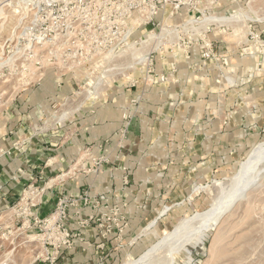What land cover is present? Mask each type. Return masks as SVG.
<instances>
[{
    "label": "rangeland",
    "instance_id": "374dc122",
    "mask_svg": "<svg viewBox=\"0 0 264 264\" xmlns=\"http://www.w3.org/2000/svg\"><path fill=\"white\" fill-rule=\"evenodd\" d=\"M190 13L161 12L147 23L132 0H0L7 75L0 81V136L25 95L41 101V115L30 121L39 132L73 126L87 107L136 93L117 130L120 147L140 126L153 86H162L156 96L169 116L181 117L186 134L194 122L207 130L209 112L215 129L223 128L240 104L254 118L244 127L248 148L205 137L193 156L194 136L186 139L185 164L155 170L138 188L152 196L137 204L131 223L117 207L89 216L98 241L68 226L72 207L82 210L75 199L58 226L57 210L33 216L40 197L25 188L0 209V264H55L65 246L82 241L99 248L90 252L91 264H264V115L257 118L264 105V0L207 1ZM103 158L95 166L109 163Z\"/></svg>",
    "mask_w": 264,
    "mask_h": 264
},
{
    "label": "crops",
    "instance_id": "0c3cea01",
    "mask_svg": "<svg viewBox=\"0 0 264 264\" xmlns=\"http://www.w3.org/2000/svg\"><path fill=\"white\" fill-rule=\"evenodd\" d=\"M167 68L163 72H169ZM183 69L178 68L177 73H184ZM161 88H151L140 126L130 128L128 140L122 147L117 144V130L122 124V114L128 107L129 99L136 93H126L122 98H112L110 103L87 107L73 126L63 129L51 127L39 132L32 129L30 121L33 116L41 115V101L37 104L25 95L16 105L15 120L10 122V126L6 125L5 132L0 136V150L5 152H0V209L14 204L28 187L40 197L32 208L33 216L40 219L54 212L57 202L66 196L75 199V206L82 209L77 214L74 213L76 207H72L67 218L68 226L74 225L75 229L79 226L84 237L93 232L96 239L91 240H99L86 221L89 216L98 215L97 212L104 214L108 208L117 207L125 212L131 223L130 218L138 212L137 204L148 202L152 196L151 190L139 193L138 188L154 178L155 170L163 174L175 168L178 170L179 165L185 164L184 156L188 151L185 142L192 135L194 144H197L193 156L195 152L199 153L198 144L205 137L209 140H235L240 150L249 147L248 131L244 127L254 118L243 104L238 106L236 114H230L223 128L215 129L216 120L213 122V114L209 112L211 120L207 130H198L194 122L193 131L191 129L186 134L181 117L169 116L166 113L169 108L156 96ZM260 105L262 114L257 113V118L264 115V105ZM30 109L34 110L31 115ZM82 155L85 156L80 160ZM105 155L109 156V163L101 166V171H96L95 157ZM77 163L73 173L58 178ZM52 180L51 185H47ZM93 202L101 204L99 211L89 205ZM98 249L83 241L65 246L62 253L56 256L58 261L55 264H91L94 257L90 252L98 253Z\"/></svg>",
    "mask_w": 264,
    "mask_h": 264
},
{
    "label": "built area",
    "instance_id": "2783aa9c",
    "mask_svg": "<svg viewBox=\"0 0 264 264\" xmlns=\"http://www.w3.org/2000/svg\"><path fill=\"white\" fill-rule=\"evenodd\" d=\"M207 1H215V0H132L133 6H137L141 12L146 14V18L145 21H147V23H151L153 22L155 19H157V16H159L161 14V12H168L169 13V17H173V16H182L183 14H187V12H189V14H191V11H195L198 10V8L201 6V4L207 2ZM136 3V4H134ZM186 22L191 23L192 21L187 20ZM2 64H0V81L2 83V81H4L5 77H7L6 75V67L2 66ZM6 82V81H4ZM127 130V128L125 129ZM124 135H126V131L122 132L121 135V140H123ZM0 152L5 153L2 149L0 150ZM105 158H95L94 159V164L95 165H99L100 163H102L104 161ZM96 171H101V166H96ZM85 198L87 201V193L85 194ZM75 204V200L68 198L66 196H63L60 198L58 206H57V211L56 213L59 214V219L56 221L55 224H58V226H60V221L61 219L65 218V213L67 210V207L69 205ZM64 231H67L66 229H64ZM66 236H69V234L67 233Z\"/></svg>",
    "mask_w": 264,
    "mask_h": 264
},
{
    "label": "bare ground",
    "instance_id": "6f19581e",
    "mask_svg": "<svg viewBox=\"0 0 264 264\" xmlns=\"http://www.w3.org/2000/svg\"><path fill=\"white\" fill-rule=\"evenodd\" d=\"M217 218H218V219H217ZM217 218H216V220L214 221V223H216V222L220 219V217H217Z\"/></svg>",
    "mask_w": 264,
    "mask_h": 264
}]
</instances>
